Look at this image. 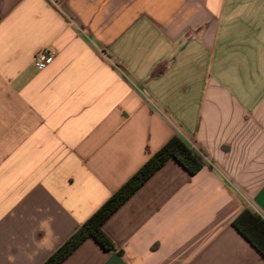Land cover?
Returning <instances> with one entry per match:
<instances>
[{
    "label": "crops",
    "instance_id": "0c3cea01",
    "mask_svg": "<svg viewBox=\"0 0 264 264\" xmlns=\"http://www.w3.org/2000/svg\"><path fill=\"white\" fill-rule=\"evenodd\" d=\"M54 52L44 70L34 53ZM170 159L61 264H264V0H0V264H42L170 137Z\"/></svg>",
    "mask_w": 264,
    "mask_h": 264
},
{
    "label": "trees",
    "instance_id": "16d2710c",
    "mask_svg": "<svg viewBox=\"0 0 264 264\" xmlns=\"http://www.w3.org/2000/svg\"><path fill=\"white\" fill-rule=\"evenodd\" d=\"M204 155L202 151L190 147L180 137H170L42 264H61L88 238L94 239L106 252L115 251L112 241L102 229L105 221L167 161L173 159L190 175H194L206 165ZM231 225L264 259V217L249 209H243Z\"/></svg>",
    "mask_w": 264,
    "mask_h": 264
},
{
    "label": "built area",
    "instance_id": "2783aa9c",
    "mask_svg": "<svg viewBox=\"0 0 264 264\" xmlns=\"http://www.w3.org/2000/svg\"><path fill=\"white\" fill-rule=\"evenodd\" d=\"M53 59L54 52L50 48L39 49L33 55V66L38 71L44 70Z\"/></svg>",
    "mask_w": 264,
    "mask_h": 264
}]
</instances>
